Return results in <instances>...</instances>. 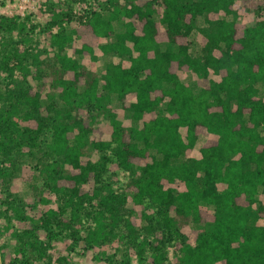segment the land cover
<instances>
[{
    "label": "trees",
    "instance_id": "trees-1",
    "mask_svg": "<svg viewBox=\"0 0 264 264\" xmlns=\"http://www.w3.org/2000/svg\"><path fill=\"white\" fill-rule=\"evenodd\" d=\"M237 3L257 15L254 24L237 21ZM231 14L235 17L227 18ZM200 15L205 16L199 27L203 54L197 56L191 34ZM84 18L77 29L82 45L75 52L94 55L99 39L115 35L101 49L129 55L130 64L110 62L100 73L96 65L79 62L67 51L74 38L66 29L47 33L55 51L44 58L19 54L17 48L5 53L4 67L12 70L16 61L20 70L40 78V87L0 92V179L11 174L13 155L38 146L52 124L48 148L60 158L39 165L44 192L37 199L50 204L58 194L60 215L71 208L77 218L85 202L99 198L92 213L100 224L92 231L97 242L106 219L113 225L123 220L133 231L123 207L130 199L141 204L149 198L160 218L147 227L152 253L141 255L142 264H264V98L258 87L264 82V0H108ZM0 19L9 29L18 26L14 19ZM116 20H125L123 31L116 32ZM56 23L49 21L48 28ZM181 70L197 74L198 93L181 79ZM44 90L51 100L47 106ZM56 94L68 107L64 114L56 109ZM112 94L143 121L141 127H124L110 104ZM20 108H26L22 117ZM101 116L112 124L111 138L92 144L112 156L93 160L86 148ZM201 132L213 135L201 146V156L182 159ZM108 162L130 171L124 194H102L110 186L103 178ZM92 180L96 189L84 190ZM57 211L47 209L42 226L51 225ZM189 224L195 225L191 241L184 232ZM26 233L20 236L26 238L23 251L39 239L33 228ZM173 238L180 239L174 260L167 247Z\"/></svg>",
    "mask_w": 264,
    "mask_h": 264
},
{
    "label": "rangeland",
    "instance_id": "rangeland-1",
    "mask_svg": "<svg viewBox=\"0 0 264 264\" xmlns=\"http://www.w3.org/2000/svg\"><path fill=\"white\" fill-rule=\"evenodd\" d=\"M106 5H108V0H0V18L6 16L8 20L14 19L18 24L17 28L9 29L0 19V92L15 90L20 86H33L36 89L40 87L39 77L20 70L16 61L10 63L12 71L4 67L2 59L5 53L12 48H17L19 54L25 50L27 56L39 54L41 58H44L49 53L52 54L55 48L53 49L46 37L50 31L66 29L74 38L69 43L68 53L81 63L96 65L100 73L105 72L107 64L110 62L129 65V55L104 52L100 47L104 43L114 41L115 35L99 39V44L94 46V55L78 53L74 50L75 47L82 45L81 36L77 31L81 28V20L85 19L84 17L90 14L92 9L98 7L100 9ZM235 7L237 9L236 17L231 14L227 18L235 17L237 21L247 25L256 22L257 15L247 11L240 3H237ZM155 17L159 19L160 16L156 15ZM49 21H57L53 30L48 28ZM124 22L125 20H116V32L125 29ZM204 24L205 16L200 15L197 19V28L191 34V51L197 56L203 54L199 40V27ZM33 62L34 60L31 58V63ZM27 64H29V60ZM180 77L195 92L200 91L201 87L197 82L198 76L194 71L181 70ZM215 77L218 78V76ZM258 87L264 98V82H259ZM43 93V105L47 106L51 100L49 95L47 97V90H44ZM56 98H58L56 109L59 113H66L68 107L58 97V94H56ZM110 104L127 129L143 125L142 120L134 119L132 113L122 107L117 94H112ZM25 112L26 108H20V117ZM14 118L18 119L19 117L14 116ZM21 119L19 118V121L22 124ZM93 126L99 130L89 134V144L86 148L87 157L101 160L105 153L112 156L110 150L103 151L100 148H95L92 144L93 140L106 141L111 138L112 124L110 120L101 116L97 122L93 123ZM52 136L53 126L50 124L39 138L40 146L31 149L23 148V152L15 153L13 166L9 167L11 174L7 176L8 178L0 179V264H125L127 262L142 264L141 255L143 254L145 257L152 253L147 243L152 235L147 227L150 224L157 225L160 218L158 206L151 199L146 198L141 204H136L130 199L123 207V218L131 217L134 221L133 231L126 227L123 220H118L113 225L110 223V219H106L101 224L105 234L100 242H97L95 234H92V231L100 226L96 214L92 215L94 210L99 207V198L93 199L91 203L85 202V206L79 211L77 218H73L71 208L60 215L62 199L58 194H52L50 204H44L37 199V196L44 192V177L39 170V165L47 162L52 163L60 158L48 148L49 143L53 141ZM212 136L201 132L195 147L187 150L182 159L199 158L201 146ZM152 153L158 157L162 156L155 149H152ZM107 166L108 170L104 172L103 178L105 185L110 183V186H105L102 194L106 195L111 191L124 194L131 179L130 171L117 167L111 162H108ZM97 185L99 184L92 180L82 187L91 192L96 189ZM176 186L178 189H184L183 183H177ZM260 196L264 201L262 193ZM50 207L58 210V215H55L51 225L44 227L42 220ZM210 209L212 210L213 207ZM194 226L189 224L184 227V232L190 241ZM30 228L39 234L36 243L38 247L28 245L23 251L20 247L26 238L20 240V236L24 234L27 236L26 230ZM179 243L180 239L173 238V241L167 246L173 260L176 256V246ZM18 249L20 251H17Z\"/></svg>",
    "mask_w": 264,
    "mask_h": 264
}]
</instances>
